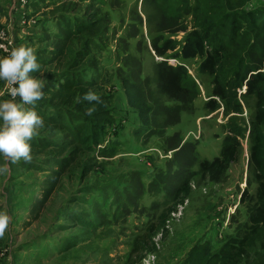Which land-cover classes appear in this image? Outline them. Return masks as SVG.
Listing matches in <instances>:
<instances>
[{
  "label": "rangeland",
  "instance_id": "obj_1",
  "mask_svg": "<svg viewBox=\"0 0 264 264\" xmlns=\"http://www.w3.org/2000/svg\"><path fill=\"white\" fill-rule=\"evenodd\" d=\"M10 1L24 12L30 9V3L22 5ZM103 1L100 5L108 9L110 0ZM134 1L114 3L110 20L98 26L100 31L96 29L102 37L77 67L84 69L83 76H94L95 92L107 98L104 99L106 115L98 121L100 127L104 126L100 139L78 148L75 162L66 166L60 184L41 206L35 203L50 185L56 164L36 154L34 149L32 160L27 163L13 164L0 159V166L8 169L0 175V213L8 217L0 235V264H189L187 259L193 250L199 255L207 254L203 263L219 264L223 246L239 235L240 225L246 220L245 204H239V196L247 177L252 179L247 167V130L253 113L252 101L243 104L247 113L244 109L243 114L236 117V122L246 131L237 159L229 165L222 179L214 182L207 177L193 176L191 170H197V161H191L195 154L199 160H211L219 154L228 116L219 110L203 109L204 96L210 90L209 79L198 72L195 74L198 60L192 59L188 64L189 73L203 86L194 101V110L182 112L179 123L174 126L162 129L152 126L150 113L146 107L138 106L141 101L136 95L143 96L150 91L152 99L156 97L158 102L171 105L172 101L156 93L155 77L151 73L153 64L161 60L150 47L156 34V20L151 21L147 1L138 0L137 6ZM83 2L79 1L77 6ZM86 6L84 3L75 12H69L71 6L64 13L81 16ZM15 7L13 11L8 10L16 12L8 25H3V16L7 15L0 12V25L10 26L9 33L14 40L25 35L24 28L17 24L15 17L20 11ZM135 7L141 23L132 14ZM55 8L46 2L32 7L34 24L36 19L39 22L35 35L50 38L39 42L31 35L27 41L37 59L44 60L39 62L46 86L38 102L45 106L50 105L51 94L47 90L59 84L57 79L49 78L48 72L54 70L55 64L46 65L51 58L49 49L55 47ZM46 13L52 18L50 21L44 16ZM39 26H42L40 31ZM43 28L47 31L43 32ZM184 33L179 31L172 37L181 42ZM74 45L75 50L81 51ZM126 54L141 60L142 87L131 81L129 67L122 65ZM168 63L174 65L175 61L169 59ZM145 78H148V88L144 87ZM0 92H3L2 83ZM146 102L149 106L152 103ZM175 132L180 135L181 143L194 145L195 153L189 147L180 151L169 148L168 137ZM40 138L60 142L70 137L47 126L30 142H39ZM188 178L189 194L170 213L163 229L151 238L154 250L135 249L137 237L146 233L147 226L157 223L156 217L171 206L175 190ZM248 190L254 193L255 184L250 182ZM76 219L82 224H77ZM145 247H149L147 242L142 244V250H146Z\"/></svg>",
  "mask_w": 264,
  "mask_h": 264
},
{
  "label": "trees",
  "instance_id": "obj_2",
  "mask_svg": "<svg viewBox=\"0 0 264 264\" xmlns=\"http://www.w3.org/2000/svg\"><path fill=\"white\" fill-rule=\"evenodd\" d=\"M44 1L56 7V21L53 22L57 32L54 34L55 47L49 49L51 58L46 61V65L55 64L54 70L48 73L49 78L57 79L59 84L54 86V89L47 90L51 94L48 101L50 105L45 106L44 103L37 102L36 110L44 118V127L50 126L51 130L65 132L70 138L60 142L46 138H40L39 142H30L34 152L37 150L36 154H41L56 164V168L51 172L50 185L43 190V195L35 206L43 205L55 191L60 184V178L64 176L66 166L75 162L78 148L92 140L98 141L103 135L104 126L100 127L98 121L106 115L104 99L107 98L98 94L102 100L100 104L79 100L87 90L96 91V80L94 76L90 78L89 74L83 76L84 69L77 67L89 54L91 46L99 42L102 36L97 33L100 31L98 26L110 20V11L114 3L119 2L110 0L107 9L100 5L104 3L103 0H28L30 10L34 6L44 5ZM79 1H84L79 6L87 3L81 16L64 13L71 6L69 12H75ZM145 1L152 13L151 21L156 20V34L150 41V47L155 56L161 58L153 64L151 72L155 77L156 93L172 101L171 105L158 102L156 97L152 99L150 91L143 96L136 95L141 101L138 106L146 107L150 113L152 126L161 129L174 126L179 123L182 112L194 110V101L202 93V83L197 82L196 76L191 75L186 67L192 59L198 60L194 68L195 74L198 72L209 79L210 90L206 96L207 100L203 103V109L207 112L219 110L225 117L228 116L219 154L211 160H199L195 154L191 160L192 163L197 161V170H191L193 176L207 177L214 182L222 179L229 165L237 159L241 139L246 131V128L236 122V117L243 114V104L252 101L253 113L247 130V167L252 179L250 181L249 176L247 177L246 186L239 196V204H245L246 220L240 225L237 238L223 246L219 252V264H264V0ZM3 2L0 3V11L10 3L8 0ZM137 4L138 0L134 1V5ZM250 5L253 7L249 8ZM132 14L136 16V21L142 22L136 7L133 8ZM47 15L48 13L44 16L50 21L52 18ZM59 15L66 21H59ZM188 17L189 20H186ZM42 23L44 26L45 20ZM42 26H39V31ZM48 29L50 30L49 26ZM36 31L37 27L29 30V33L33 36ZM42 31L46 32L47 28ZM179 31L185 32L181 42L172 37ZM39 35L37 33L34 36L39 42L50 38H40ZM74 44L79 46L81 51L75 50ZM169 59H175L181 64L171 65L168 63ZM121 62L129 67L131 81L142 87L141 60L126 54ZM144 82V87L148 88V78H145ZM240 90L243 91L239 92ZM146 101L152 102L150 106ZM130 104L133 102L130 101ZM168 144L170 149L177 151L189 147L194 152L195 148L192 143H181L180 135L176 132L168 137ZM189 181L190 178L186 179L175 190L177 202L174 201L162 211L156 217L157 223L147 226L143 236L137 237L135 249L141 247L140 252L154 250L151 238L163 229L170 213L187 197L190 192ZM250 182L255 184L254 193L248 190ZM76 222L82 224L78 219ZM146 242L149 247L142 250V244ZM206 255H199V252L193 250L189 252L187 261L189 264H207L203 263Z\"/></svg>",
  "mask_w": 264,
  "mask_h": 264
},
{
  "label": "clouds",
  "instance_id": "obj_3",
  "mask_svg": "<svg viewBox=\"0 0 264 264\" xmlns=\"http://www.w3.org/2000/svg\"><path fill=\"white\" fill-rule=\"evenodd\" d=\"M173 60L176 65L177 60ZM0 83L3 84V92H0V159L13 164L19 161L30 162V141L45 125L36 105L43 98L46 86L41 64L32 47L14 45L0 54ZM4 95L7 98H2ZM207 98L204 96V101ZM79 100L90 104L102 102L101 97L92 89L84 92ZM7 171L6 167L0 166V175ZM7 222V215L0 213V235H3Z\"/></svg>",
  "mask_w": 264,
  "mask_h": 264
},
{
  "label": "built area",
  "instance_id": "obj_4",
  "mask_svg": "<svg viewBox=\"0 0 264 264\" xmlns=\"http://www.w3.org/2000/svg\"><path fill=\"white\" fill-rule=\"evenodd\" d=\"M19 4H27L28 0H15ZM17 19V24L22 27L26 28L29 23H33L34 20L27 12L22 11L21 13H17L15 17ZM10 26L4 27L0 26V54H3L8 48L11 46L17 45L14 41V38L11 37L10 33ZM195 134H193L194 137ZM197 137V136H196Z\"/></svg>",
  "mask_w": 264,
  "mask_h": 264
},
{
  "label": "crops",
  "instance_id": "obj_5",
  "mask_svg": "<svg viewBox=\"0 0 264 264\" xmlns=\"http://www.w3.org/2000/svg\"><path fill=\"white\" fill-rule=\"evenodd\" d=\"M8 1H10V0H8ZM3 3L4 2H2L1 4H3ZM14 4H15L14 2L11 4V1H10V3L6 4V8L3 11H0V12L5 13V15H7L6 17L3 16L5 18L4 19V22H3V25L4 24H7V25L10 24L13 16L15 15L16 12H13V13L9 12V11H13L14 10V7H15ZM18 6L19 5L17 4L16 7H15V9H16V11L18 10V11H20L19 13H21L23 11V8H21L20 6L18 8ZM26 12L30 16H33V14H34V11H32L30 9H27ZM36 20H37V23L36 24H34V22L33 23H29L27 25V27L23 29L24 30V33H25V35L23 37L17 38L16 40H14L15 42H17L18 45H20V44H26L27 45V41L29 40V38L31 36L30 33H29V30H34L37 27V25H38V19H36ZM34 21H35V19H34ZM23 39H24V41H23Z\"/></svg>",
  "mask_w": 264,
  "mask_h": 264
}]
</instances>
